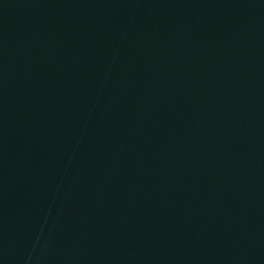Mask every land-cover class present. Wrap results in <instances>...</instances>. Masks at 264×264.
Segmentation results:
<instances>
[{
	"label": "water",
	"instance_id": "obj_1",
	"mask_svg": "<svg viewBox=\"0 0 264 264\" xmlns=\"http://www.w3.org/2000/svg\"><path fill=\"white\" fill-rule=\"evenodd\" d=\"M0 264H264V0H0Z\"/></svg>",
	"mask_w": 264,
	"mask_h": 264
}]
</instances>
